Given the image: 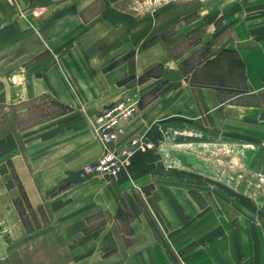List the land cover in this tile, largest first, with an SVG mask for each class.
<instances>
[{
	"label": "crops",
	"instance_id": "1",
	"mask_svg": "<svg viewBox=\"0 0 264 264\" xmlns=\"http://www.w3.org/2000/svg\"><path fill=\"white\" fill-rule=\"evenodd\" d=\"M222 42H211L198 62L162 42L59 52L58 66L51 60L39 76H27L15 100L43 99L63 110L0 137V261L3 247L24 235L25 198L27 213L45 214L48 228L89 247L75 261L260 264L244 245L243 221L226 218L227 210L241 214L238 207L228 208L218 193L211 194L216 205L199 204L177 176L160 175L163 161H179L177 147L161 145L163 135L170 143L219 148L250 134L243 123L264 128V51ZM119 100L138 103L107 147L124 149L132 137L151 147L136 151L117 177L84 173L105 146L95 119Z\"/></svg>",
	"mask_w": 264,
	"mask_h": 264
},
{
	"label": "rangeland",
	"instance_id": "2",
	"mask_svg": "<svg viewBox=\"0 0 264 264\" xmlns=\"http://www.w3.org/2000/svg\"><path fill=\"white\" fill-rule=\"evenodd\" d=\"M216 40L264 51V0H0V137L63 110L43 99H14L24 91L27 76H39L51 60L58 66L59 52L104 53L162 42L174 55L191 54L198 62ZM248 125L250 134L219 148L170 143L163 135L161 145L177 147L179 161H163L160 175L177 176L199 204L216 205L211 194L218 193L228 208L238 207L241 214L227 210L226 218L247 224L244 245L264 264V128L243 123ZM10 183L16 185L14 175ZM20 210L24 235L18 244L3 247L0 264L102 263L75 261L89 247L69 243L60 230L48 228L45 214L27 213L25 198Z\"/></svg>",
	"mask_w": 264,
	"mask_h": 264
},
{
	"label": "built area",
	"instance_id": "3",
	"mask_svg": "<svg viewBox=\"0 0 264 264\" xmlns=\"http://www.w3.org/2000/svg\"><path fill=\"white\" fill-rule=\"evenodd\" d=\"M138 101L119 100L107 106L95 120V132L105 145L99 158L83 166V172L97 174L103 177H117L130 164V159L136 151L151 147L141 137L130 138L124 149H109L107 145L113 142L121 122L128 120L133 114Z\"/></svg>",
	"mask_w": 264,
	"mask_h": 264
}]
</instances>
